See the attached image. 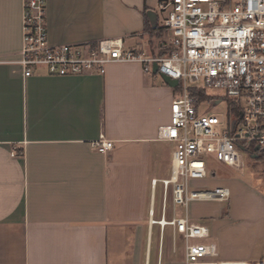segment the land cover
<instances>
[{
  "label": "crops",
  "instance_id": "1",
  "mask_svg": "<svg viewBox=\"0 0 264 264\" xmlns=\"http://www.w3.org/2000/svg\"><path fill=\"white\" fill-rule=\"evenodd\" d=\"M167 1L46 0L48 41L121 40L125 50L165 57L170 36L159 4ZM22 12V0H0V264H121L140 240L142 264L153 244L155 264H169L176 239L185 264L181 236L150 224L185 215L207 228L199 242L216 246L208 262L264 261V171L214 182L229 190L226 201H191L186 212L173 206L160 181L170 175L174 144L157 131L169 124L178 83L137 63H111L101 75L24 78L16 63ZM100 137L113 143L105 155L91 147Z\"/></svg>",
  "mask_w": 264,
  "mask_h": 264
},
{
  "label": "built area",
  "instance_id": "2",
  "mask_svg": "<svg viewBox=\"0 0 264 264\" xmlns=\"http://www.w3.org/2000/svg\"><path fill=\"white\" fill-rule=\"evenodd\" d=\"M22 3L21 49L16 63L24 78L37 71L53 77L101 75L108 64L137 63L145 73L154 65L156 75L178 83L180 94L170 105L169 124L157 131L158 140L174 144L170 175L160 181L164 195L170 191L173 206L186 212L191 201L228 199L227 188H188L190 181L208 176L206 157L240 169L242 152L260 157L264 153V0L160 3V10L165 12L161 30L170 36L169 53L162 58L125 50L121 40L52 45L47 37L46 0ZM208 90H218L222 95L210 96L211 102L207 103L199 93L205 95ZM222 101L228 108L224 121L200 110L202 106L212 109ZM230 105L237 109V115ZM91 147L105 155L113 143L100 137ZM155 184L153 180L152 188ZM150 224L161 229L170 226L181 236L185 264H216L208 262L217 256L216 246L195 242L208 238L205 226L190 223L186 215L168 221L162 217L150 220Z\"/></svg>",
  "mask_w": 264,
  "mask_h": 264
},
{
  "label": "rangeland",
  "instance_id": "3",
  "mask_svg": "<svg viewBox=\"0 0 264 264\" xmlns=\"http://www.w3.org/2000/svg\"><path fill=\"white\" fill-rule=\"evenodd\" d=\"M209 96H208V95ZM207 94H205V98L202 101H205L207 103H210V96H221L222 93L218 90H208ZM244 106V103H241V107ZM227 104L225 101H222L219 103L216 107L210 109L207 106H202L200 110L207 111L205 113L206 116H216L220 120L224 121L227 116ZM222 127V126H221ZM242 167L237 172L235 170L229 169L218 162H215L214 160L206 157V160L208 162L207 165V173L208 176L203 180H197V181H190L188 188L190 190H198V191H210L213 190L214 182L224 180L227 182H243L248 179H254L258 173H261L264 171V157L261 158H252L251 155H249L247 152H242ZM212 173H214V176L212 177ZM233 199V197L231 198ZM169 200H170V194H169ZM199 242V241H195ZM155 244H153L152 254H150L149 258V264H155V260L152 256H154L155 252ZM175 245L177 248V256H174L169 264H175L177 262L178 264H181L182 261V245L179 239L175 240ZM126 248L129 246V243L125 244ZM143 242L140 240L137 243L132 242L130 244V248L128 249V252L126 253V257L122 259L121 264H142L143 260ZM165 261V260H163Z\"/></svg>",
  "mask_w": 264,
  "mask_h": 264
},
{
  "label": "water",
  "instance_id": "4",
  "mask_svg": "<svg viewBox=\"0 0 264 264\" xmlns=\"http://www.w3.org/2000/svg\"><path fill=\"white\" fill-rule=\"evenodd\" d=\"M153 71H154V73L156 72V68H155V66H154V68H153ZM161 77H162V79H163L168 85H170V86H175V84L177 85V82H176V81L169 80V79H167V78L164 77V76H161ZM240 116H241V114H240ZM255 150H257V147L255 148Z\"/></svg>",
  "mask_w": 264,
  "mask_h": 264
},
{
  "label": "trees",
  "instance_id": "5",
  "mask_svg": "<svg viewBox=\"0 0 264 264\" xmlns=\"http://www.w3.org/2000/svg\"><path fill=\"white\" fill-rule=\"evenodd\" d=\"M199 97H200L201 100H203V99L205 98L204 93H202V92L199 93ZM230 108H231V110H232L231 112H232L234 115H237V109H235V108H234L233 106H231V105H230Z\"/></svg>",
  "mask_w": 264,
  "mask_h": 264
},
{
  "label": "bare ground",
  "instance_id": "6",
  "mask_svg": "<svg viewBox=\"0 0 264 264\" xmlns=\"http://www.w3.org/2000/svg\"><path fill=\"white\" fill-rule=\"evenodd\" d=\"M234 264H244V263H234Z\"/></svg>",
  "mask_w": 264,
  "mask_h": 264
},
{
  "label": "flooded vegetation",
  "instance_id": "7",
  "mask_svg": "<svg viewBox=\"0 0 264 264\" xmlns=\"http://www.w3.org/2000/svg\"><path fill=\"white\" fill-rule=\"evenodd\" d=\"M262 157H264V153H262Z\"/></svg>",
  "mask_w": 264,
  "mask_h": 264
}]
</instances>
